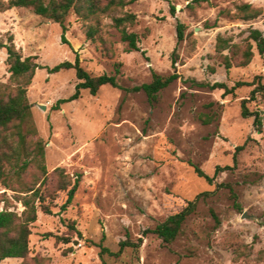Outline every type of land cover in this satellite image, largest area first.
<instances>
[{
	"label": "rangeland",
	"instance_id": "1",
	"mask_svg": "<svg viewBox=\"0 0 264 264\" xmlns=\"http://www.w3.org/2000/svg\"><path fill=\"white\" fill-rule=\"evenodd\" d=\"M98 1L108 7L104 13L86 19L73 10L66 30L30 9L0 8V44L13 37L23 58L37 57L41 65L27 97L38 130L31 148L42 142L48 174L33 163L23 183L40 189L53 210L40 211L32 225L26 261L1 264H264V96L252 98L256 86H250L255 79L264 85V58L255 43L253 62L240 66L250 31L264 33V0ZM242 5L261 15L245 21L237 9ZM129 14L137 20L126 29L139 36L140 51L129 50L115 25ZM179 25L185 27L181 42ZM92 27L97 33L89 38ZM219 37L229 42L222 53ZM225 56L233 60L230 70ZM7 58L0 48V89L12 92ZM77 58L92 77L117 76L120 87L104 86L97 95L83 90L78 100L57 106L80 81L75 70L49 69ZM154 73L180 75L156 103L134 91L150 84ZM199 83L248 85L225 96ZM244 100L254 113L248 119L242 116ZM257 113L262 127L255 123ZM209 116L217 120L205 124ZM238 147L244 150L235 163ZM192 165L215 177L214 184ZM218 167L232 169L215 176ZM63 181H78L66 210ZM205 192L212 194L200 201L174 243L145 234ZM17 197L0 183V212L21 214ZM128 238L143 242L116 256ZM100 245L113 254L102 255Z\"/></svg>",
	"mask_w": 264,
	"mask_h": 264
},
{
	"label": "trees",
	"instance_id": "2",
	"mask_svg": "<svg viewBox=\"0 0 264 264\" xmlns=\"http://www.w3.org/2000/svg\"><path fill=\"white\" fill-rule=\"evenodd\" d=\"M205 0H196V2ZM0 8L4 11L14 8L30 9L37 16L60 24L66 30V21L70 13L74 10L77 14L86 18H97L99 13H104L108 7L101 8L98 0H10L8 3H0ZM239 16L245 21H250L258 18L261 15L260 10L252 8L251 5H242L238 8ZM85 10V15L82 13ZM176 9L173 8V12ZM137 20L135 15H126L115 19V25L120 29L122 41L128 44L130 51H140V38L135 33H129L126 29L127 24H134ZM184 25L178 26V41L184 40ZM97 30L93 27L90 29L88 36L94 38ZM64 42L65 39H64ZM261 57L264 58V33L257 29H252L248 36V45L241 50L242 61L241 67L251 65L255 57L254 46ZM229 46V42L222 37H219L217 50L219 53L225 51ZM0 48L7 51V64L11 74V80L16 84L15 90L12 92L2 91L0 89V183L4 184L8 189L18 193L17 200L23 205L24 211L21 214L11 211L0 212V264L7 259H23L26 261L30 255V237L32 235V225L38 221L39 213L52 215L53 210L47 204V197L41 193L40 189L26 186L23 183V176L28 171L31 164L35 163L43 175H47V167L45 165V151L41 141L35 143V147L31 148L30 138L38 134V130L33 118L32 105L30 104L27 94L28 88L31 86L36 71L41 68L37 62V57L31 56L23 58L17 50L13 37H10L8 44H0ZM174 63L176 61L174 60ZM224 65L227 70L232 69L233 60L225 56ZM51 73H58L62 70H75L79 79V84L76 86V92L69 99L61 100L57 106L61 104L76 101L80 98L83 90H89L92 95H97L104 86L119 88L117 76L103 75L100 77H92L81 66L80 59L77 58L75 63L64 62L53 69H49ZM180 75L174 74L169 77H163L157 73L153 74V80L150 84H145L134 88L135 92L143 91L148 96L150 102L156 103L159 101L163 90L168 88L172 83L177 81ZM260 78V77H257ZM250 85H255V89L251 93V97L255 98L257 94L264 96V85L257 81ZM201 87H207L211 90H223L224 95L234 94L239 87L248 85L247 83H238L236 87L229 88L224 83H199ZM248 100L242 103V116L245 119L254 116L247 107ZM256 125L262 127L259 114H256ZM217 119L216 117H207L203 119L205 124H212ZM244 147H238L235 154V163L240 152ZM33 156L32 160L29 158ZM196 174L200 178H204L210 185L214 184L215 177L206 175L198 166L192 165ZM231 167H218L216 170L217 176L220 172L231 170ZM57 173L64 177L63 171L58 169ZM65 179V178H64ZM18 186V187H16ZM78 188V181L71 184L63 181L60 190L68 192L67 204L62 207L66 210L75 197ZM232 194L234 191L231 189ZM212 193L205 192L198 195L193 201H190L187 206L180 212L170 216L166 221L159 224L155 229L148 230L145 234H154L158 236L164 243L172 244L180 235L183 225L197 211L198 205L203 198H208ZM74 229V225H70ZM142 239L138 243L132 242L130 238L121 242L120 250L116 256H120L127 248L137 249L142 244ZM102 248L101 254H113L107 248Z\"/></svg>",
	"mask_w": 264,
	"mask_h": 264
},
{
	"label": "water",
	"instance_id": "3",
	"mask_svg": "<svg viewBox=\"0 0 264 264\" xmlns=\"http://www.w3.org/2000/svg\"><path fill=\"white\" fill-rule=\"evenodd\" d=\"M43 110H45V106H41Z\"/></svg>",
	"mask_w": 264,
	"mask_h": 264
}]
</instances>
